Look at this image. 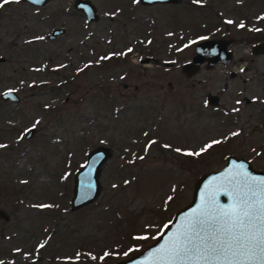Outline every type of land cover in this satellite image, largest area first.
Returning a JSON list of instances; mask_svg holds the SVG:
<instances>
[{
  "label": "rangeland",
  "instance_id": "obj_1",
  "mask_svg": "<svg viewBox=\"0 0 264 264\" xmlns=\"http://www.w3.org/2000/svg\"><path fill=\"white\" fill-rule=\"evenodd\" d=\"M89 1L86 23L71 0H0V94L19 99H0V264H113L151 244L227 156L264 171V56L250 51L264 0ZM210 38L232 39V59L185 76ZM99 145V194L70 210L73 174Z\"/></svg>",
  "mask_w": 264,
  "mask_h": 264
},
{
  "label": "water",
  "instance_id": "obj_2",
  "mask_svg": "<svg viewBox=\"0 0 264 264\" xmlns=\"http://www.w3.org/2000/svg\"><path fill=\"white\" fill-rule=\"evenodd\" d=\"M22 1L39 7L43 6L47 0ZM172 1L174 0H140L142 4L170 3ZM71 2L73 8L83 15L86 23L97 19L95 6L89 0H71ZM63 31L62 27L54 28L47 38L53 39L55 36L62 34ZM232 43L233 40L227 38H210L198 41L193 46L191 59L180 65V71L185 76H190L205 62L207 67L217 63L228 64L233 55L232 50L229 49ZM252 52L254 54L264 53V42L254 44ZM204 56H208L209 59H204ZM146 62L147 59L140 61V63ZM0 99L6 102H17L19 100L12 90L2 93ZM207 103L216 106V97L209 95ZM33 132V129H29L25 137L29 138ZM109 154L110 149L102 145L96 146L86 153L83 163L73 174L71 198L69 200L70 210H76L97 198L100 191L99 175L101 167L108 159ZM252 178L256 180L264 178V171L253 169L249 162L242 157L227 156L221 168L207 171L196 179L192 186L190 201L174 212L166 226L151 244L113 264H167L166 261L160 259L161 249L168 246L179 233L188 230L190 221L197 218L202 211L207 210L211 215L216 210L217 205H230L233 201L228 193L235 194L237 189L243 188L245 182L252 180ZM201 218L204 219V217ZM200 229H203L200 235L206 236L209 234L210 224L199 225L198 230ZM197 242H199V238H197ZM254 264H260V262H254Z\"/></svg>",
  "mask_w": 264,
  "mask_h": 264
},
{
  "label": "snow or ice",
  "instance_id": "obj_3",
  "mask_svg": "<svg viewBox=\"0 0 264 264\" xmlns=\"http://www.w3.org/2000/svg\"><path fill=\"white\" fill-rule=\"evenodd\" d=\"M228 194L230 205H217L211 215L202 211L190 221L188 230L161 249L160 259L167 264H264V178H252L235 194ZM205 223L210 224V231L201 236L203 229L198 226Z\"/></svg>",
  "mask_w": 264,
  "mask_h": 264
},
{
  "label": "flooded vegetation",
  "instance_id": "obj_4",
  "mask_svg": "<svg viewBox=\"0 0 264 264\" xmlns=\"http://www.w3.org/2000/svg\"><path fill=\"white\" fill-rule=\"evenodd\" d=\"M138 2L140 3V4H142L141 2H140V0H138ZM27 3V2H26ZM29 4V3H28ZM155 4H160V3H155ZM29 5H31V6H34V5H32V4H29ZM143 5H150V4H143ZM34 7H37V6H34ZM39 7H41V6H39ZM52 29H54V28H52ZM51 29V30H52ZM51 30H50V32H51ZM49 32V33H50ZM48 36V35H47ZM56 37V36H55ZM260 42H264V39H262V40H259V41H256L255 42V44H257V43H260ZM254 45V44H253ZM253 45H251V47H250V51H251V53L253 54V55H261V56H264V53H260V54H254L253 52H252V46ZM189 59H191V57L189 58ZM204 59H209V57L208 56H204ZM232 59V58H231ZM141 61V60H140ZM148 61V60H147ZM217 64H219V63H217ZM201 65H203L204 67H206V68H208L206 65V62L205 63H203V64H201ZM200 65V66H201ZM214 65H216V64H214ZM214 65H212V66H214ZM199 66V67H200ZM194 74V73H193ZM236 75V73L235 72H231L230 73V77H234ZM243 82H244V80H242ZM123 89H126V87L125 86H123ZM135 90H136V87L134 88ZM4 93V92H3ZM2 94V93H1ZM1 94H0V96H1ZM209 95H212V96H215L216 97V99H217V105H218V101H219V99H218V96L217 95H215V94H207L206 96H205V100H206V102H207V97L209 96ZM244 101L245 102H249V100L247 99V98H245L244 97ZM216 105V106H217Z\"/></svg>",
  "mask_w": 264,
  "mask_h": 264
}]
</instances>
